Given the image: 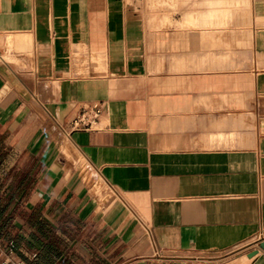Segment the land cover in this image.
<instances>
[{
    "label": "crops",
    "instance_id": "1",
    "mask_svg": "<svg viewBox=\"0 0 264 264\" xmlns=\"http://www.w3.org/2000/svg\"><path fill=\"white\" fill-rule=\"evenodd\" d=\"M0 146L40 264H264V0H0Z\"/></svg>",
    "mask_w": 264,
    "mask_h": 264
},
{
    "label": "trees",
    "instance_id": "2",
    "mask_svg": "<svg viewBox=\"0 0 264 264\" xmlns=\"http://www.w3.org/2000/svg\"><path fill=\"white\" fill-rule=\"evenodd\" d=\"M5 156L6 152L0 146V163ZM11 173L16 178L14 184L10 186L12 189L5 187V182L0 186V237L8 243V247L14 245L15 250L19 244L25 242V250L20 251L25 263L40 264V260L30 259L26 253L28 248H37L40 251L45 249L58 254L63 248V243L56 233V226L41 218L39 211L20 210L23 194L32 188L36 174V162L33 161L21 171L14 168ZM15 218L19 221L14 222ZM25 227H33L29 239L24 236V232H28V228Z\"/></svg>",
    "mask_w": 264,
    "mask_h": 264
},
{
    "label": "built area",
    "instance_id": "3",
    "mask_svg": "<svg viewBox=\"0 0 264 264\" xmlns=\"http://www.w3.org/2000/svg\"><path fill=\"white\" fill-rule=\"evenodd\" d=\"M103 112V108L100 104H94L91 107L85 109L78 115L72 122L73 129H91L93 128ZM1 264H25V261L18 255L14 248V245L9 247L6 254V258Z\"/></svg>",
    "mask_w": 264,
    "mask_h": 264
},
{
    "label": "rangeland",
    "instance_id": "4",
    "mask_svg": "<svg viewBox=\"0 0 264 264\" xmlns=\"http://www.w3.org/2000/svg\"><path fill=\"white\" fill-rule=\"evenodd\" d=\"M89 175V174H87ZM91 188L93 189V191L99 193L102 195V197L104 198L106 196V192L105 190L102 188V185L100 184V182L92 184ZM3 256V255H2ZM1 257V256H0ZM6 258V257H5Z\"/></svg>",
    "mask_w": 264,
    "mask_h": 264
},
{
    "label": "water",
    "instance_id": "5",
    "mask_svg": "<svg viewBox=\"0 0 264 264\" xmlns=\"http://www.w3.org/2000/svg\"><path fill=\"white\" fill-rule=\"evenodd\" d=\"M261 247H262V248H264V241H263V242H261ZM256 253H257V252H255V253L251 254V256L255 255Z\"/></svg>",
    "mask_w": 264,
    "mask_h": 264
}]
</instances>
